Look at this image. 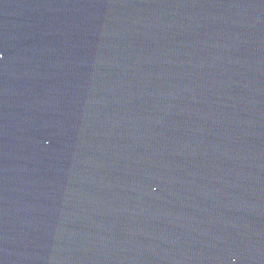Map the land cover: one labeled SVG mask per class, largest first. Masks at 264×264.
Here are the masks:
<instances>
[{
    "label": "water",
    "instance_id": "95a60500",
    "mask_svg": "<svg viewBox=\"0 0 264 264\" xmlns=\"http://www.w3.org/2000/svg\"><path fill=\"white\" fill-rule=\"evenodd\" d=\"M0 264H264V0H0Z\"/></svg>",
    "mask_w": 264,
    "mask_h": 264
}]
</instances>
